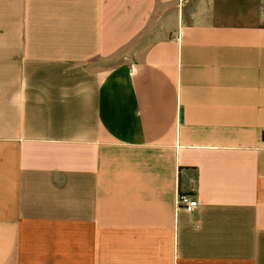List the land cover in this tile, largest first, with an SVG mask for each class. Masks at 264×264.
Segmentation results:
<instances>
[{"label": "crops", "instance_id": "1", "mask_svg": "<svg viewBox=\"0 0 264 264\" xmlns=\"http://www.w3.org/2000/svg\"><path fill=\"white\" fill-rule=\"evenodd\" d=\"M0 264H264V0H0Z\"/></svg>", "mask_w": 264, "mask_h": 264}, {"label": "built area", "instance_id": "2", "mask_svg": "<svg viewBox=\"0 0 264 264\" xmlns=\"http://www.w3.org/2000/svg\"><path fill=\"white\" fill-rule=\"evenodd\" d=\"M197 204V200L193 195H189L187 193H177L176 195L177 209H183L187 212H191L197 207Z\"/></svg>", "mask_w": 264, "mask_h": 264}]
</instances>
